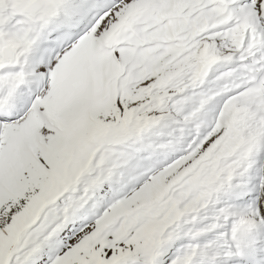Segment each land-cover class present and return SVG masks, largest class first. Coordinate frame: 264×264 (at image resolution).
Masks as SVG:
<instances>
[{
	"label": "snow or ice",
	"instance_id": "obj_1",
	"mask_svg": "<svg viewBox=\"0 0 264 264\" xmlns=\"http://www.w3.org/2000/svg\"><path fill=\"white\" fill-rule=\"evenodd\" d=\"M0 264H264V0H0Z\"/></svg>",
	"mask_w": 264,
	"mask_h": 264
}]
</instances>
